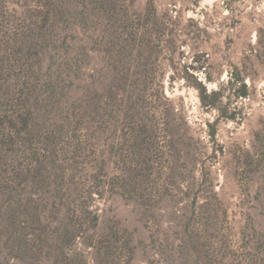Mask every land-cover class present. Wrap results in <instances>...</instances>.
I'll use <instances>...</instances> for the list:
<instances>
[{
  "label": "rangeland",
  "instance_id": "rangeland-1",
  "mask_svg": "<svg viewBox=\"0 0 264 264\" xmlns=\"http://www.w3.org/2000/svg\"><path fill=\"white\" fill-rule=\"evenodd\" d=\"M0 264H264V0H0Z\"/></svg>",
  "mask_w": 264,
  "mask_h": 264
},
{
  "label": "trees",
  "instance_id": "trees-1",
  "mask_svg": "<svg viewBox=\"0 0 264 264\" xmlns=\"http://www.w3.org/2000/svg\"><path fill=\"white\" fill-rule=\"evenodd\" d=\"M208 79H210V77ZM240 82H241V89H240L239 95L245 96V95H247V83L244 81V79H242V77H240ZM199 86H200V90L202 92V98L204 97V99H205V97L209 96V94L207 93L206 86L203 85L202 82H199ZM211 94L216 97L218 93L216 91H214V92H211ZM215 104H216L215 101H211L209 103V105H212V106H214Z\"/></svg>",
  "mask_w": 264,
  "mask_h": 264
}]
</instances>
